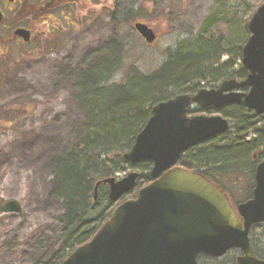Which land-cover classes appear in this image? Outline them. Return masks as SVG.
I'll list each match as a JSON object with an SVG mask.
<instances>
[{
    "label": "rangeland",
    "instance_id": "obj_1",
    "mask_svg": "<svg viewBox=\"0 0 264 264\" xmlns=\"http://www.w3.org/2000/svg\"><path fill=\"white\" fill-rule=\"evenodd\" d=\"M14 1L0 0V9L9 18L10 10L25 0ZM94 1L92 15L88 12L78 15L61 5L49 21L50 25L63 26L60 33L53 37L44 35L45 26L27 45L18 37L7 40L9 34L2 33L8 29L0 27V34L5 37L0 40V111L20 101L32 105L30 111L18 116L0 117V207L10 200L18 201L22 207L21 213L0 211V264H57L56 257L66 244L64 226L58 220L64 205L52 194L53 158L91 124L90 106L72 98L84 71L95 68L99 61H116L117 42L122 50V65L113 81L124 79L131 68L152 74L180 47L183 51L191 50V44L203 38L210 43L218 41L217 54L221 53V57L217 64L232 62L234 58L233 73L238 79L236 73L244 68L239 55L251 35L250 19L264 3V0ZM114 6L119 10L112 18ZM135 22L153 28L157 41L147 44L133 29ZM18 24L25 26L28 22L22 19ZM203 78L200 88L206 89L217 88L223 80ZM177 94L179 90L167 92ZM191 110L197 115L215 114L214 109L197 105ZM232 126L233 122L228 135L234 132ZM252 137L251 134L248 139ZM251 166L255 168L256 164ZM220 167L206 174L221 183L235 203L249 199L254 188V171L246 168L227 171ZM133 171L139 172L129 167L118 177ZM102 189L108 191V187ZM136 196L134 190L125 199ZM251 239L254 254L264 259V223L254 227ZM241 254L240 249H232L222 258L200 255L198 261L234 264Z\"/></svg>",
    "mask_w": 264,
    "mask_h": 264
},
{
    "label": "water",
    "instance_id": "obj_2",
    "mask_svg": "<svg viewBox=\"0 0 264 264\" xmlns=\"http://www.w3.org/2000/svg\"><path fill=\"white\" fill-rule=\"evenodd\" d=\"M248 27L251 36L242 50L248 76L242 81L224 80L218 88H203L194 95L179 94L153 106L149 120L122 156L125 163L152 161V181L136 198L119 204L94 237L62 264H199V255L220 258L231 249L242 251L235 264H264V259L253 254L250 239L251 228L264 222V160L256 168L252 197L237 207L207 178L177 165L187 149L231 126L221 115L189 116L193 104L221 109L244 103L249 111L264 114V3ZM134 29L149 44L157 39L146 23L137 22ZM16 34L30 40L29 30L18 29ZM246 87L248 91H242ZM138 176L133 171L121 179L98 180L94 199L99 187L108 185L109 198L116 201L135 189ZM0 210L21 213L22 207L10 200Z\"/></svg>",
    "mask_w": 264,
    "mask_h": 264
},
{
    "label": "trees",
    "instance_id": "obj_3",
    "mask_svg": "<svg viewBox=\"0 0 264 264\" xmlns=\"http://www.w3.org/2000/svg\"><path fill=\"white\" fill-rule=\"evenodd\" d=\"M30 4L29 9L33 13L38 11L39 2L32 1ZM114 9L112 18L119 10L118 6H114ZM218 44V41L210 43L201 38L191 44V50L183 51L180 47L160 70L152 74H143L131 68L126 71L124 79L113 81L122 65V50L118 46L120 44L115 42L114 48L118 53L116 61H99L95 68L82 73L72 98L90 106L91 124L68 148L53 158L52 194L61 199L64 205V212L58 216V220L64 226L66 240L63 250L56 257L57 264H61L75 248L89 241L115 209L114 202L109 199V189L107 192L102 189L106 187L104 185L100 187L97 199H94L98 180L135 167L139 170L135 190L151 182V161L125 163L122 156L131 149L138 133L149 120L152 107L175 96L167 95L168 90H179L180 94L195 93L204 76L213 80L234 77V58L233 63L226 61L217 64L221 57V53L217 54ZM241 57L242 53L239 55ZM247 74L248 70L244 67L236 76L244 79ZM30 108L32 105L20 101L1 110L0 117L3 114L7 117L18 116L21 112L30 111ZM190 112L194 113L192 110ZM221 112L233 122L234 132L228 135V131L208 143L188 149L178 164L205 174L208 170H220V166L227 171L246 168L255 172L251 166L254 163L253 155L257 153L264 158V131L261 128L264 116L248 111L244 104L225 106ZM10 122L8 119L7 123ZM251 134L253 137L248 139ZM216 139L223 141L216 142ZM208 144L211 145L206 147ZM250 152H253L251 156ZM200 168L205 170L201 171ZM123 199L124 196L115 206Z\"/></svg>",
    "mask_w": 264,
    "mask_h": 264
},
{
    "label": "flooded vegetation",
    "instance_id": "obj_4",
    "mask_svg": "<svg viewBox=\"0 0 264 264\" xmlns=\"http://www.w3.org/2000/svg\"><path fill=\"white\" fill-rule=\"evenodd\" d=\"M10 1L16 3V1L14 0ZM31 2V0H25V4L20 2L18 7H15L13 10H10V18L7 17L6 14L0 9V13L2 14L0 27H2L3 29H8V31H4L2 33L3 36L9 34L7 40L15 37L21 39V37L16 34V31L18 29H26L30 31L31 41L29 43L32 42L33 37L37 33L42 32L43 27L45 26L47 27L45 29L44 35L47 34L49 37H53L54 34L60 33L63 26L58 25L56 27L53 26V24L50 25L49 21H52L51 15L54 14L55 11L59 9L61 5L68 6L71 11L76 12L78 15L82 13L84 14L85 12L91 13V15L94 14V0H40V7L38 11L35 10V13H33L32 9H29V5H31ZM25 5H28V8L24 7ZM22 19H25L28 24L25 26H19L18 23ZM2 35L0 34V40H4L5 38ZM22 43H24V41ZM25 44L27 45V42H25ZM209 177L211 181L216 182V180L212 176Z\"/></svg>",
    "mask_w": 264,
    "mask_h": 264
}]
</instances>
